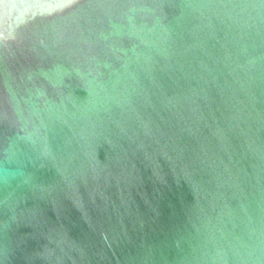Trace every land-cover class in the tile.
<instances>
[{"label": "water", "instance_id": "1", "mask_svg": "<svg viewBox=\"0 0 264 264\" xmlns=\"http://www.w3.org/2000/svg\"><path fill=\"white\" fill-rule=\"evenodd\" d=\"M0 264H264V0H0Z\"/></svg>", "mask_w": 264, "mask_h": 264}]
</instances>
